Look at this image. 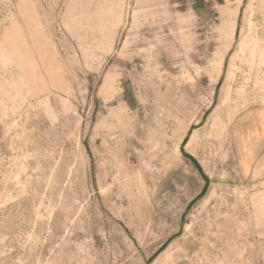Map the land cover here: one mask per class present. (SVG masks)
Wrapping results in <instances>:
<instances>
[{
	"label": "rangeland",
	"instance_id": "1",
	"mask_svg": "<svg viewBox=\"0 0 264 264\" xmlns=\"http://www.w3.org/2000/svg\"><path fill=\"white\" fill-rule=\"evenodd\" d=\"M0 264H264V0H0Z\"/></svg>",
	"mask_w": 264,
	"mask_h": 264
}]
</instances>
